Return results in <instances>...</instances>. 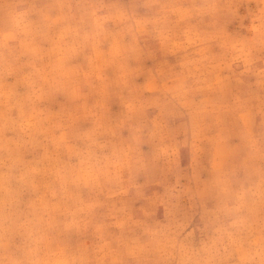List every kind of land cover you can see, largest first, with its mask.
<instances>
[{"label":"rangeland","instance_id":"1","mask_svg":"<svg viewBox=\"0 0 264 264\" xmlns=\"http://www.w3.org/2000/svg\"><path fill=\"white\" fill-rule=\"evenodd\" d=\"M0 264H264V0H0Z\"/></svg>","mask_w":264,"mask_h":264}]
</instances>
